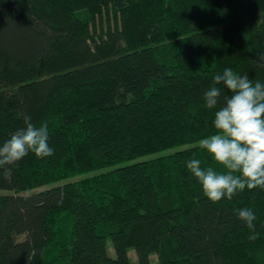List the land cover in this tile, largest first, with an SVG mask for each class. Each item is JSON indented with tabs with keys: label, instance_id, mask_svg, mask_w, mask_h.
<instances>
[{
	"label": "trees",
	"instance_id": "trees-1",
	"mask_svg": "<svg viewBox=\"0 0 264 264\" xmlns=\"http://www.w3.org/2000/svg\"><path fill=\"white\" fill-rule=\"evenodd\" d=\"M262 52L264 0H0V145L28 115L54 149L0 168V264H264V188L213 203L187 169L224 171L198 141L232 93H204Z\"/></svg>",
	"mask_w": 264,
	"mask_h": 264
},
{
	"label": "clouds",
	"instance_id": "clouds-1",
	"mask_svg": "<svg viewBox=\"0 0 264 264\" xmlns=\"http://www.w3.org/2000/svg\"><path fill=\"white\" fill-rule=\"evenodd\" d=\"M257 63L264 67V52L259 53ZM221 83L232 95L225 96L223 106L214 113L215 132L200 139L198 146L222 165L224 171L202 167L201 160L195 158L187 162V169L213 203L224 198L230 200L246 187L249 190L264 188V83L254 82L247 74L225 68L222 74L215 75L213 86L204 93L208 109H214L220 103L222 89L216 85ZM24 125L0 145V168L4 169L5 177L11 172L6 166L21 161L30 151L38 158L54 155V149L49 145L48 122L37 127L31 117L25 115ZM238 217L251 230L248 239H258L260 234L255 231L254 211L239 209Z\"/></svg>",
	"mask_w": 264,
	"mask_h": 264
},
{
	"label": "rangeland",
	"instance_id": "rangeland-1",
	"mask_svg": "<svg viewBox=\"0 0 264 264\" xmlns=\"http://www.w3.org/2000/svg\"><path fill=\"white\" fill-rule=\"evenodd\" d=\"M1 192H4V190H1ZM107 250H108V254L111 257H115L116 256V252H115V249H114V246H113L111 240L107 241ZM128 255H129L130 260L133 262V264H140L135 249H130L128 251ZM150 262L152 264H156L158 262V256L156 254H154V253L151 254L150 255Z\"/></svg>",
	"mask_w": 264,
	"mask_h": 264
}]
</instances>
